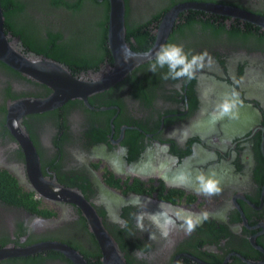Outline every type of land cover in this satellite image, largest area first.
Segmentation results:
<instances>
[{
  "label": "flooded vegetation",
  "instance_id": "obj_1",
  "mask_svg": "<svg viewBox=\"0 0 264 264\" xmlns=\"http://www.w3.org/2000/svg\"><path fill=\"white\" fill-rule=\"evenodd\" d=\"M185 1L226 4L264 17V0H123L130 48L150 47L164 14ZM0 8L4 32L25 51L50 47L52 40L67 53L72 74L112 63L108 0H0ZM260 22L200 8L177 10L162 45L207 50L211 60L195 79H162L166 67L148 71L153 56L85 99L20 117L42 179L81 194L113 247L104 237L100 243L78 204L33 189L21 138L7 126V107L49 88L0 60V247L53 242L66 249L9 254L0 264H264ZM233 91L235 109L219 115L218 105ZM202 172L220 179L219 195L196 190ZM136 196L139 205L131 202ZM161 203L207 211L209 218L191 234L178 222L167 237L146 218L141 232L135 214L154 212Z\"/></svg>",
  "mask_w": 264,
  "mask_h": 264
},
{
  "label": "water",
  "instance_id": "obj_2",
  "mask_svg": "<svg viewBox=\"0 0 264 264\" xmlns=\"http://www.w3.org/2000/svg\"><path fill=\"white\" fill-rule=\"evenodd\" d=\"M108 4L106 43L112 58L110 65L97 70H88L86 72L72 74L68 66L57 59L23 50L15 38L8 37L4 32L2 28L1 8L0 60L27 78L42 83L49 88V92L46 95L21 97L13 100L7 107V126L10 127L19 139L21 138L26 165L30 170L29 172L33 175L32 178H34L32 181L33 189L48 198L63 199L78 204L87 217L100 243L103 244L104 240L102 237H104L113 247L92 207L84 200L81 194L73 189L56 184L53 181H44L42 179L38 172V161L33 146L19 124L20 117L29 111H42L56 107L67 99H85L87 95L114 84L134 65L144 62L155 55L156 50L162 46L166 38L177 10L189 7L213 10L220 13L239 15L253 21H262L260 24L263 23L264 17L246 12L237 7L214 2L185 1L177 3L162 17L151 46L146 50L135 51L130 48L124 37L123 0H108ZM125 56L129 58L126 60ZM48 246H55L66 250L60 244L39 242L22 248L10 246L0 247V257L9 254L32 252Z\"/></svg>",
  "mask_w": 264,
  "mask_h": 264
},
{
  "label": "clouds",
  "instance_id": "obj_3",
  "mask_svg": "<svg viewBox=\"0 0 264 264\" xmlns=\"http://www.w3.org/2000/svg\"><path fill=\"white\" fill-rule=\"evenodd\" d=\"M129 57L125 56L127 60ZM206 58L210 61L211 56L204 50L200 53L186 51L183 44L169 43L162 45L156 50L153 57L154 62L150 63L148 71L156 74L160 69L167 68V72L162 74L164 80H193L197 73L205 67ZM238 102V94L233 91L231 96H226L218 105L219 115L225 116L232 114ZM198 184L197 191L204 196L219 195L222 191L220 179L214 173H200L196 177ZM141 197H132L131 202L139 205ZM150 203V201H148ZM172 209V211H168ZM148 219L157 229L161 236L167 237L169 232L178 226L183 228L186 234H191L195 229L209 218L207 211L195 212L185 208H173L171 205L161 203L154 212H141L135 214L136 227L145 231L144 220ZM122 227H127L124 222ZM154 233H149V239H155Z\"/></svg>",
  "mask_w": 264,
  "mask_h": 264
},
{
  "label": "trees",
  "instance_id": "obj_4",
  "mask_svg": "<svg viewBox=\"0 0 264 264\" xmlns=\"http://www.w3.org/2000/svg\"><path fill=\"white\" fill-rule=\"evenodd\" d=\"M78 33V31H75ZM48 35L51 36V33H47ZM52 40H48L47 43H51L52 45L50 47H47L45 45H37V46H33L30 45V49L33 50L35 53H43L44 55L57 59L63 63L66 64L67 57L66 54L64 52V50L62 48H60L58 45L54 44L53 42H51ZM10 184L9 182H5L4 186Z\"/></svg>",
  "mask_w": 264,
  "mask_h": 264
}]
</instances>
